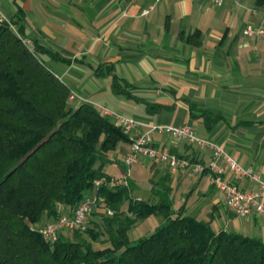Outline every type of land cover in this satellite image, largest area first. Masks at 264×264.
I'll return each mask as SVG.
<instances>
[{"label": "crops", "instance_id": "1", "mask_svg": "<svg viewBox=\"0 0 264 264\" xmlns=\"http://www.w3.org/2000/svg\"><path fill=\"white\" fill-rule=\"evenodd\" d=\"M0 9L75 95L73 107L89 103L132 117L140 123L133 135L156 125L191 126L264 181V37L243 33L249 24L264 28L256 0H225L221 6L209 0H0ZM109 67L133 96L164 109L149 114L145 104L116 96ZM150 136L154 147L182 159L210 158L207 148L165 133ZM129 154L130 144H121L105 172L115 178L129 172L138 199L164 202L174 217L184 208L216 231L264 241V216H238L210 175L191 177L144 158L128 168ZM226 177L241 189L256 188L230 171Z\"/></svg>", "mask_w": 264, "mask_h": 264}, {"label": "trees", "instance_id": "2", "mask_svg": "<svg viewBox=\"0 0 264 264\" xmlns=\"http://www.w3.org/2000/svg\"><path fill=\"white\" fill-rule=\"evenodd\" d=\"M256 4L264 9V0ZM20 32L0 28V264H264V241L216 231L184 208L174 217L170 205L138 199L126 185L102 186L86 230L47 242L35 226L73 213L96 180H110L105 167L131 139L94 105L73 107L69 87ZM108 71L116 96L145 104L149 114L164 109ZM155 216L164 222L131 241V230Z\"/></svg>", "mask_w": 264, "mask_h": 264}, {"label": "built area", "instance_id": "3", "mask_svg": "<svg viewBox=\"0 0 264 264\" xmlns=\"http://www.w3.org/2000/svg\"><path fill=\"white\" fill-rule=\"evenodd\" d=\"M133 3L136 0H127ZM216 6H221L225 0H209ZM152 10V8L150 9ZM150 10L143 11V15H148ZM8 25L15 33L18 34L15 24L7 19L0 9V28ZM247 37H264V28H254L249 24L243 31ZM75 99L73 93L70 94L69 101ZM104 114L111 118L118 127L123 129L131 139L130 154L125 159V164L128 168L132 167L144 158L151 162H160L167 165L172 172L184 171L189 176L210 175V183L222 193L225 199L226 206L233 210L240 217H248L250 215L264 216V181L261 175L252 167H244L235 160L223 147L210 139L199 137L191 126H160L156 125L146 133H138L133 135L140 127V123L129 116L115 113L107 108L102 110ZM152 133H165L172 139L179 142H186L190 145L200 146L210 150L211 155L206 162L193 163L177 156L176 154L153 146L151 139ZM233 173L238 180H245L256 188L251 191L241 189L237 184L230 182L227 179L228 172ZM129 172L123 178L111 177L110 180L100 179L94 183L95 191L85 197L78 208L69 213L64 210L60 212L56 220L41 223L35 226V230L42 235L47 242H53L58 235L63 231L86 230L89 216L97 209L99 197L97 191L102 186H120L126 185ZM109 215H113L108 211Z\"/></svg>", "mask_w": 264, "mask_h": 264}, {"label": "rangeland", "instance_id": "4", "mask_svg": "<svg viewBox=\"0 0 264 264\" xmlns=\"http://www.w3.org/2000/svg\"><path fill=\"white\" fill-rule=\"evenodd\" d=\"M126 186H128L130 189H132L134 191V189L132 188V186H130V183H129V177L127 178V181H126ZM143 190V189H142ZM91 219H94L91 216H89L88 220H91ZM47 220V219H45ZM44 220V221H45ZM164 222V220L161 218V217H151L150 219L140 223V225H138L136 228H133L131 230V232L129 233V237L131 239V241H136L138 240V238H142V237H145V236H148V231L150 230H155L156 228H158L162 223ZM43 223V222H42ZM63 234L65 235H68L69 233L64 232ZM94 246L95 248H103L104 245H101L100 243L98 242H95L94 243Z\"/></svg>", "mask_w": 264, "mask_h": 264}]
</instances>
